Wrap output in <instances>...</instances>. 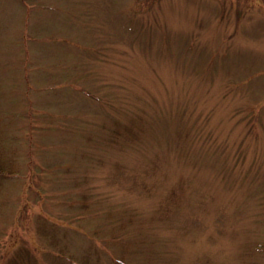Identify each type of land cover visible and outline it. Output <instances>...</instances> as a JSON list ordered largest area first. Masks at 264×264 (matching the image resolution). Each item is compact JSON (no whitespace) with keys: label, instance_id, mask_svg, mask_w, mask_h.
Returning a JSON list of instances; mask_svg holds the SVG:
<instances>
[{"label":"rangeland","instance_id":"rangeland-1","mask_svg":"<svg viewBox=\"0 0 264 264\" xmlns=\"http://www.w3.org/2000/svg\"><path fill=\"white\" fill-rule=\"evenodd\" d=\"M0 160V264H264V0H0Z\"/></svg>","mask_w":264,"mask_h":264},{"label":"trees","instance_id":"trees-1","mask_svg":"<svg viewBox=\"0 0 264 264\" xmlns=\"http://www.w3.org/2000/svg\"><path fill=\"white\" fill-rule=\"evenodd\" d=\"M5 174V166L4 163L0 160V175ZM13 174V170L8 169V176ZM1 178V177H0ZM1 180V179H0ZM42 216L39 218V222L37 224L38 232L40 233L41 236L46 237L50 240L51 242V253L57 255V258H61L63 254L66 252L64 248H59V242L60 240L57 236L59 232H61V229L64 231L63 227H59V225L56 223L55 219H52L48 215H40ZM62 230V231H63ZM58 249H57V246ZM40 247L35 246V248H31L27 246L26 244H20L19 247L15 248V252L13 253L12 256L8 258V264H40L38 261V256L34 253V249H39ZM45 248H42V250ZM96 250H99L98 247H96ZM49 251V249H48ZM66 256L69 259V264H72V258L66 254ZM77 264V263H76ZM84 264V263H82Z\"/></svg>","mask_w":264,"mask_h":264}]
</instances>
